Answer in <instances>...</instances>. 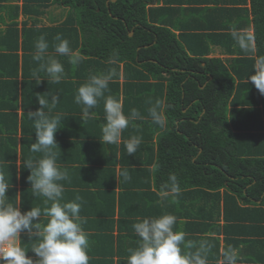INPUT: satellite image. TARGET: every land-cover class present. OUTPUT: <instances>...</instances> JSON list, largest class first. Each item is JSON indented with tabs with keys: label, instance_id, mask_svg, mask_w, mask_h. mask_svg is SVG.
<instances>
[{
	"label": "trees",
	"instance_id": "obj_1",
	"mask_svg": "<svg viewBox=\"0 0 264 264\" xmlns=\"http://www.w3.org/2000/svg\"><path fill=\"white\" fill-rule=\"evenodd\" d=\"M6 1L0 0V8L5 7ZM22 2L24 12L35 18L32 26L20 29L13 21L4 33H0V82L10 85V89L0 90V172H4L5 178L11 177L12 182H16L18 176L15 173L18 130L24 135L20 149L23 159L27 158L22 165V181L30 174L26 162H35L43 155L30 150L36 139L34 121L23 113L19 127L18 109L20 106L23 110L40 107L37 100L26 97V92L31 93L30 87L37 89V85L48 84L46 90L51 92L66 82L61 80L56 84L49 80L38 84L37 80L28 79L34 70L26 57L30 50L36 51L35 42L43 35L52 45L60 34L68 40L72 50L82 43L81 55L89 56L86 59L81 56V75L114 73L105 97L118 100L125 116L136 109L143 117L130 120L127 127L129 137L138 136L144 142L143 150L137 149L133 155H125L122 159V168L128 171L131 179L124 181L115 172L117 177L112 174L110 181L101 183L103 186L97 183L98 189L83 193L80 200V214L95 215L96 220L93 233H87L89 264H127L129 249H135L140 238L133 225L129 230L122 224L124 217L118 221L116 234L114 223L106 220L114 218L118 202L130 194L126 189L139 187V184L154 186V191L147 194L151 201L159 198L157 192L166 193L165 201L173 197L172 210L176 217L189 214L207 218L208 221H202L211 232L224 234L225 250L228 246L237 250L239 264H264V94L249 79L264 68V0H164L162 5H152L154 0ZM173 2L186 5L176 8L170 6ZM52 4L65 7V18L54 26L39 27V16ZM11 8L15 11L14 18L20 5ZM177 13L180 14L178 18ZM130 32L133 34L129 35ZM10 40H15L14 46H10ZM198 41L202 42L203 49L196 47ZM210 43L236 54L205 57L203 53L210 49ZM19 49L25 57L22 68ZM49 49L54 50V47L49 45L47 51ZM121 70L123 83L117 79ZM73 74L65 73L64 78ZM20 75L22 81L18 80ZM64 94L60 92L61 96ZM149 99L162 101L164 128L152 122ZM104 103V99H100L90 111L94 114L85 117L88 122L85 136L97 137L86 139L85 148L96 149L99 166L113 164L103 161L111 160L118 151L117 143L101 140L107 123ZM60 116L63 125L72 120ZM77 120L75 122L80 124L83 117ZM65 134L68 133L63 134L66 137ZM143 152L146 160L142 159ZM72 159L69 161L76 162ZM169 174L177 176L178 195L165 189L170 183ZM15 188H11L13 197L9 198L10 187L7 192L13 204H17ZM92 194L95 195L93 200ZM77 195L69 190L63 202L75 201ZM183 202L189 203L186 211ZM20 203L21 212H25L41 201L29 186L21 190ZM119 210L123 216L122 207ZM41 211L45 213L44 209ZM219 218H223L222 223L218 222ZM48 220L49 217L44 222L40 220L41 225H46ZM40 240L38 235L28 239L21 234L20 246L26 249V244H38ZM211 240L215 241L214 246ZM205 242L210 251L214 250V256L220 252L224 259L225 251H220L217 235L209 236ZM193 244L191 249L182 245V251L195 253L200 241ZM255 245L259 248H254ZM27 255L34 261L37 259L34 253L31 256L27 252ZM214 260L217 264V256Z\"/></svg>",
	"mask_w": 264,
	"mask_h": 264
},
{
	"label": "clouds",
	"instance_id": "obj_2",
	"mask_svg": "<svg viewBox=\"0 0 264 264\" xmlns=\"http://www.w3.org/2000/svg\"><path fill=\"white\" fill-rule=\"evenodd\" d=\"M133 34V32H131ZM130 33V34H131ZM131 34V35H132ZM54 45L55 53L69 58V63L78 65L81 62L79 53L73 52L69 42L57 34ZM49 44L41 35L35 42L33 60L40 62L38 69L34 70L33 78L42 81L40 72H46L53 83H60L64 78V67L54 57L45 59ZM114 73L97 74L89 77L87 82L79 86L74 102L83 105L85 114L94 109L100 99H104L105 119L104 141L109 144L117 143L121 133L129 126L130 120L142 119L140 112L132 109L130 115L125 116L122 105L111 96L105 97L109 91V81ZM251 82L261 94H264V68H261L251 77ZM60 97L50 94V107L54 108ZM40 105L35 111L29 112V119L34 121L35 143L30 146L32 152L42 153V157L33 162H26L30 169L28 181L34 195L45 197L51 201V206L45 210L49 220L43 227L40 223L42 211L39 207L21 212L19 203L13 204L8 200L9 183L0 172V264H89L88 249L90 247L88 234L83 230L84 218L79 216L81 198L75 201L61 203L64 187L59 181L69 179L67 170H61L57 165V153L54 148L58 146L55 134L60 129L61 116H51L44 111L49 106V101L37 95ZM148 109L152 122L164 128L166 119L162 114V101L149 99ZM141 143V138L133 136L126 142L128 155H133ZM120 176L124 181L131 179L128 171L122 170ZM169 184L165 189L179 194V184L175 174H169ZM177 218L173 214H164L158 218H145L133 225L136 235L140 238L135 249H129L130 255L127 264H207L204 253L209 246L201 242L195 253L183 252L184 248L194 247L193 242H185L183 231H174ZM21 234L28 239L34 235L41 237L38 244L32 246L31 251L37 259L27 255V251L20 246ZM221 264H237L238 253L232 246H228L223 253Z\"/></svg>",
	"mask_w": 264,
	"mask_h": 264
},
{
	"label": "crops",
	"instance_id": "obj_3",
	"mask_svg": "<svg viewBox=\"0 0 264 264\" xmlns=\"http://www.w3.org/2000/svg\"><path fill=\"white\" fill-rule=\"evenodd\" d=\"M164 0H154V3L152 5H162ZM160 2V3H159ZM18 4L20 5V9L19 11L16 13V17H12V15L15 13V11H13V9L11 8V6ZM22 0H7L5 2V7L0 8V33H4L8 26L10 24L13 23V21L17 22V25L20 29L22 28H29L30 26H32V22L35 20V18L33 17V14L30 13H26L24 12V10L22 9ZM182 5H186L183 3H177V2H173L170 6L172 7H176L178 8L179 6L182 7ZM202 5V4H199ZM55 7L57 9H61L60 13L61 16L60 17H56L54 13L51 12V9ZM11 11V13H10ZM67 10H65V7H61L59 8V6L57 4H52L50 7H48L45 11L44 14H42L41 16H39V22L37 23V25L39 27H44V28H48L51 26L56 25L57 23L61 22L64 18H65V12ZM10 14H8V13ZM180 14H176V18L179 17ZM199 31V30H198ZM53 38V37H51ZM20 41L22 40L21 37L19 39ZM58 41L49 44L50 47H54V45L57 43ZM192 43L195 41H191ZM15 40H10L9 44L10 46H14L15 44ZM204 44V42H203ZM81 45L82 43H80L78 45V47L74 50H72L73 52L79 53L80 56L84 57L85 59L88 58L89 56L84 55L80 53V49H81ZM209 50L207 52H204V56L208 57V58H213V57H221L226 55V57H229L228 55H231V53L233 52H225L222 47H220L219 45H215V44H209ZM196 47L197 48H201L203 49V45L202 42L198 41V43L196 42ZM204 51V50H203ZM19 53V66L22 68V64H24L25 62V57H22V50H18ZM35 51L34 50H30L28 52V56L26 57L27 60H29V63L31 64V69L36 70L39 67V63L37 61L33 60V55H34ZM234 54V53H233ZM236 54V53H235ZM234 54V55H235ZM54 55V56H53ZM54 57L55 59H57L64 67V73H70L73 74L72 76H67L66 78H63L62 80H66V82H63V86L60 87L57 91H51L49 92L46 89H49L48 84H42V85H37V89L34 87H30L31 88V93H27L26 92V97L28 99H32V100H37V95L39 94V96L43 99H46L49 101V106L47 108V110L44 109V111L46 113H54V114H59V115H63L64 117L67 116V119L72 118V120H70L69 122L67 121L66 123L60 124V129H58L57 133L55 134V139L56 142L58 144L57 147L54 148V151L57 153V165L60 167L61 170H67L68 174H69V179L66 181H59L58 183H61L64 187V191L62 193V199H61V203L63 202V198H65L66 194L69 195V190H71L72 192H76L78 195L76 197H80L82 200L83 197V193H86L87 191L89 192H93L96 191L98 189V186H103L101 183L103 182H107L110 181L111 175L113 174V176L116 175H120V171L123 170L122 168V159L124 160V156L128 155L127 153V149H126V142L129 141V138H132L133 136L129 137L128 134L130 133L127 128L124 129L121 133V138L120 140L117 142L118 145V151L115 155V157H111L110 159H105L106 163H113V164H102V166H99L97 160V154H96V149H93L94 151H92L91 147H86L85 148V144L84 142L86 141V139L88 140H94L97 137L91 136H85V134H88V131L86 130V124L88 123L87 120H85V117L88 116H92L94 114V112H89V114H85L83 111L78 112V110L80 109L81 105H78L74 102V97L77 94V90L79 88V86H81L82 84H84L85 82H87V80L89 79L90 75H85L82 76L80 73V69H82L83 65H80V63L78 65H72L71 63H69V58L63 56L60 57L62 55H58L55 53V49L51 50L49 49V51L46 52L45 54V59H47L48 57ZM22 58V59H21ZM11 59H9L10 61ZM2 61H0L1 63ZM12 62V60L10 61ZM204 65V63H203ZM8 72H12L10 71V68H7ZM15 69V67H14ZM21 71V70H20ZM22 73V72H19ZM39 77L42 81H49L50 79L47 76L46 72H40L39 73ZM11 78V77H9ZM14 78V77H12ZM25 79V78H24ZM30 81H35L36 79L33 78V75L30 76ZM117 79H119L120 82L123 83V73L122 70L119 72V75H117ZM19 81L23 80V76H19L18 77ZM2 82V80H1ZM0 82V90H7L10 89V85H6L5 83H1ZM77 82L78 85H74V83ZM66 86H65V85ZM21 89H22V84H21ZM65 92V94L63 96L60 95V92ZM50 94H55L58 95L60 97L59 102L56 104V108H51L52 111L49 112V107H50ZM121 98V95H120ZM64 100L66 101V107L64 108ZM39 104V103H38ZM121 104V103H120ZM64 108V109H63ZM27 109V110H26ZM25 110H23V108L20 106V108L18 109V125L19 127H21L20 123H21V115H23V113H26L27 118L29 117V112L30 111H35V109H31V108H26ZM91 111V110H90ZM83 120H81L80 124H77L75 121H78L77 118H82ZM29 119V118H28ZM27 119V120H28ZM75 119V120H74ZM31 120V119H29ZM25 122H29V121H25ZM76 123V124H72V123ZM30 123V122H29ZM178 122H176L177 124ZM27 124V123H26ZM86 130V131H85ZM64 133H68L65 134V136H63ZM126 133V134H125ZM158 134V133H156ZM127 135V136H126ZM24 135L21 133V130H18V134L16 136L17 141H18V155L16 158V165L17 168H15V173L17 176L16 178V182H12V178L11 177H6L5 179L8 181L9 183V193L11 192V188H15L16 193L14 194V196H16L17 199V203H19V208H21V203H20V197H21V190L24 187H29L31 186L30 182L28 181V176L30 174L26 175V179H24L22 181V165L25 164V159H27L25 157V159H23V153H21V142L24 143L23 137ZM104 135L102 136L101 140L104 141L103 139ZM129 137V138H127ZM157 136L154 137V141L156 139ZM35 142V139H34ZM77 144V146H76ZM20 145V146H19ZM143 145L144 142L141 139V143L138 146L137 149L143 150ZM75 147V149H74ZM87 149V150H86ZM202 148H200V152H201ZM87 151V152H86ZM95 152V153H94ZM111 154V153H110ZM73 156V157H72ZM143 156L144 158H142L143 160H146L145 158V153L143 152ZM70 158L72 160H76V162H71L69 161ZM147 167V166H146ZM112 169H114V171H112ZM30 170V169H29ZM116 172V175H115ZM4 174V172H3ZM117 177V176H116ZM154 186L153 185H142L139 184V187H132V188H128L126 189L127 191L130 192V194L125 195L124 199L121 200V202L119 201L117 204V210L114 214V218H107L105 217V219L107 218L110 224L115 225L114 227V233H118V221L124 217L125 222L122 223L123 225H125L126 228H131L132 225H134L137 222H141L143 219L145 218H158L161 215L164 214H173L174 211L172 210V206H173V202L175 201L174 198L172 197L170 200H164L165 198V194L164 192H157L159 195L158 199L155 200H149L148 199V191L153 190L154 191ZM125 190V191H126ZM13 192V191H12ZM9 194V198L10 196L13 197V193ZM81 192V193H80ZM134 192H137L139 194H136ZM66 193V194H64ZM80 193V194H79ZM38 199L41 201V203H35V207H39L41 210L44 209L46 210L48 207L51 206V201H48L45 197H40V195H37ZM95 195L92 194V200L94 199ZM76 199V198H75ZM187 204L189 203H185L183 202L182 205H184L183 210L186 211L187 209ZM90 205L92 206V203L90 202ZM122 207V214L123 216H121L120 212ZM183 207V206H182ZM81 213V211H80ZM79 216L84 218V223L82 224V228L86 233H93L94 229H95V215L93 216H86L84 214H80ZM174 215V214H173ZM47 217L46 214L41 215L40 220L42 222H44L45 218ZM99 218L102 220L104 219L103 217L99 216ZM177 222L174 225V231H183L185 233V240L194 242L196 240H199L200 243L201 242H205L207 241V238L210 237H215V235H217L220 239V251L223 252L225 251V241H224V234L220 232V234H215L213 232H211V230H209L208 225H206V223H204V221L202 220H207L208 219H202L201 217H194V216H190L188 215H182V216H177ZM94 219V220H92ZM93 221L94 223H92L91 226V222ZM132 223H129L131 222ZM127 222V223H126ZM219 223L223 222V218H219L218 220ZM126 223V224H125ZM94 225V226H93ZM42 227L44 225H41ZM104 227V226H103ZM177 227H179V229H177ZM212 228V227H211ZM125 230V229H124ZM130 230V229H129ZM121 233H124L123 231ZM251 244V243H249ZM35 245V243L33 244H26L28 250H26L28 252V254L31 256L33 255V252L31 251L32 246ZM211 245L214 246L215 245V241L211 240ZM254 248H259L258 246H254ZM264 251V248H263ZM205 257L207 259V263H211V264H215V257L217 256V264H221V262L223 261V257L221 255V253L219 252V254L217 253L214 256V250L210 251L209 249L204 253ZM208 256V257H207ZM246 263V262H245ZM237 264H239V261H237ZM248 264V263H247Z\"/></svg>",
	"mask_w": 264,
	"mask_h": 264
},
{
	"label": "rangeland",
	"instance_id": "obj_4",
	"mask_svg": "<svg viewBox=\"0 0 264 264\" xmlns=\"http://www.w3.org/2000/svg\"><path fill=\"white\" fill-rule=\"evenodd\" d=\"M57 5H58V4H57ZM59 8H61V7H59ZM60 11H61V9H57V8H55V7H53V8L51 9V12L54 13L56 17H60V16H61L62 13H60ZM129 35H131V34L129 33ZM232 55H233V54L228 55V56L231 57ZM221 57H226V55L221 56Z\"/></svg>",
	"mask_w": 264,
	"mask_h": 264
},
{
	"label": "water",
	"instance_id": "obj_5",
	"mask_svg": "<svg viewBox=\"0 0 264 264\" xmlns=\"http://www.w3.org/2000/svg\"><path fill=\"white\" fill-rule=\"evenodd\" d=\"M109 1H113V2H114L115 0H109ZM130 33H131V32H130ZM131 34H132V33H131Z\"/></svg>",
	"mask_w": 264,
	"mask_h": 264
}]
</instances>
